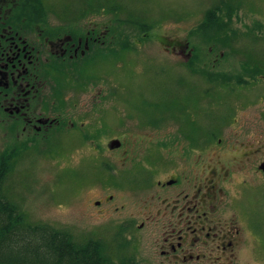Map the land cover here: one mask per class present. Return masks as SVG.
Listing matches in <instances>:
<instances>
[{
	"label": "flooded vegetation",
	"instance_id": "1",
	"mask_svg": "<svg viewBox=\"0 0 264 264\" xmlns=\"http://www.w3.org/2000/svg\"><path fill=\"white\" fill-rule=\"evenodd\" d=\"M20 4L0 0L1 153L49 149L53 134L76 128L80 138L71 150L90 140L96 150L122 154V170L92 154L107 172L97 182L112 186L94 202L122 207L131 229L158 228L153 249L160 262L231 264L255 256L256 240L264 238V49L258 58L216 69L217 60L191 59L193 46L160 37L162 47L186 57L196 81L182 95L149 102L151 117L136 123L135 139L122 140L110 135L114 128L99 126L115 84L108 77L102 86L96 65L100 53L136 51L148 32L117 44L115 15L101 22L93 11L88 21L82 11L33 14ZM184 78H175L177 87ZM222 87L242 89L213 99ZM84 93L87 108L79 104ZM145 129L150 134H140ZM102 134L110 136L99 141Z\"/></svg>",
	"mask_w": 264,
	"mask_h": 264
},
{
	"label": "rangeland",
	"instance_id": "2",
	"mask_svg": "<svg viewBox=\"0 0 264 264\" xmlns=\"http://www.w3.org/2000/svg\"><path fill=\"white\" fill-rule=\"evenodd\" d=\"M225 1L232 12L230 19L216 12L217 17L223 18L216 21L212 18L206 26L209 8ZM20 3L21 12L82 11L90 15L88 21L93 11H99L101 22L115 15L117 44L132 43L142 32H148L136 51L119 49L112 57L100 53L96 65L104 78L102 83L105 84L101 85L107 87L108 77L115 84L110 102L100 109L99 126L105 130L114 128L110 135L122 140L135 139L140 130L136 123L151 117L149 102L165 99L173 91L182 95V89L187 90L189 84L196 81L195 74L185 67L186 57L162 47L160 37L167 41L178 39L181 44L193 46L191 59L217 60L216 69L222 65L228 69L237 66L243 56L251 60L258 58L257 52L264 49V0H20ZM108 9L115 14L107 13ZM224 23H227L224 29H216V24ZM206 30L211 31L208 34L212 39L208 38ZM122 31L127 35H122ZM211 40V44L216 45L212 50ZM176 77H185L184 84L177 87ZM226 88L213 92V99L222 95L225 99L234 98L242 89L235 87L230 92ZM87 98L84 93L79 99L81 107H88ZM148 131L145 129L140 134L148 135ZM110 135L102 134L98 139L105 141ZM79 138L78 129H65L61 137L60 133L53 134L49 149L28 147L17 154L9 153L6 161H9V169L2 191L18 204L27 222L66 229L80 242L99 238L115 259L119 254L130 253L141 264H169L160 262L153 249L158 228L131 229L124 220L126 211L122 207L114 210L113 203L107 199L95 204V199H103L111 192L103 190L112 186L96 180L98 175L107 176V172L92 155L99 150L91 146L90 140L71 150ZM3 144L0 140V153ZM99 153L103 158L108 157L117 169L124 167L121 153H111L105 147ZM260 204H264V199ZM254 251L255 256L242 255L231 264H264V238L256 240Z\"/></svg>",
	"mask_w": 264,
	"mask_h": 264
},
{
	"label": "trees",
	"instance_id": "3",
	"mask_svg": "<svg viewBox=\"0 0 264 264\" xmlns=\"http://www.w3.org/2000/svg\"><path fill=\"white\" fill-rule=\"evenodd\" d=\"M209 9L206 22L212 18L214 21L221 20L223 15L230 19L232 13L227 1L219 2ZM216 12L222 14L221 18L215 15ZM226 25L216 24V29H224ZM206 32L208 34L211 31ZM207 36L212 39L211 34ZM211 43L213 40L209 44L213 49L216 45ZM9 153H13L11 149L0 153V264H141L130 253L113 258L99 238L80 242L66 229L25 221L18 204L2 191V182L9 169V161L6 162Z\"/></svg>",
	"mask_w": 264,
	"mask_h": 264
}]
</instances>
